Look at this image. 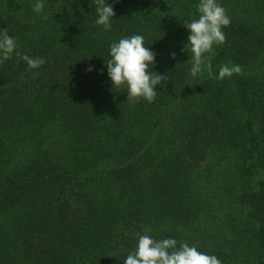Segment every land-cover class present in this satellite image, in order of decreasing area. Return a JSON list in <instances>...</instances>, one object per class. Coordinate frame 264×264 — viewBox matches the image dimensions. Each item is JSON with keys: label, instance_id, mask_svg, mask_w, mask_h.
<instances>
[{"label": "trees", "instance_id": "trees-1", "mask_svg": "<svg viewBox=\"0 0 264 264\" xmlns=\"http://www.w3.org/2000/svg\"><path fill=\"white\" fill-rule=\"evenodd\" d=\"M35 2L0 0L16 52L46 61L0 63V264H124L146 230L264 264V0H217L231 23L214 76L242 68L223 80L190 75L200 0H108L110 31L92 0ZM133 35L168 77L152 103L107 73L111 44Z\"/></svg>", "mask_w": 264, "mask_h": 264}, {"label": "clouds", "instance_id": "clouds-1", "mask_svg": "<svg viewBox=\"0 0 264 264\" xmlns=\"http://www.w3.org/2000/svg\"><path fill=\"white\" fill-rule=\"evenodd\" d=\"M92 4L95 5L98 14L95 23L102 26L103 30L110 31L111 20L115 17L113 5L109 4L108 0H92ZM197 7L199 17L184 23V27L190 33L185 50L189 49L191 53L188 61L192 65L191 77L196 78L205 71L210 78L220 80L241 74V66L229 61L220 67L218 76H214L211 63L213 49L214 46L225 43L226 36L222 29L230 25L231 19L217 0H200ZM33 10L37 14L43 12L42 0H36ZM47 18V15L43 16V19ZM14 53L17 61L26 62L29 71L38 69L46 63L43 58H32L16 52L15 38L8 34L7 29L0 30V63L12 59ZM171 55L175 58L174 52ZM110 56L111 59L106 61V68L113 89L126 87L127 101L133 104L140 99L149 103L154 102L158 94L157 85L165 82V87L168 77L167 74L161 75L153 69L150 70V66L155 65L156 53L144 46V37L133 35L112 43ZM86 71L91 72L93 68L89 67ZM38 75V72L33 73L34 78ZM147 232L148 230L146 234L138 235L137 247L128 254L124 264H221L217 256L204 254L195 246L188 243L178 245L177 240L171 238L156 240Z\"/></svg>", "mask_w": 264, "mask_h": 264}, {"label": "rangeland", "instance_id": "rangeland-1", "mask_svg": "<svg viewBox=\"0 0 264 264\" xmlns=\"http://www.w3.org/2000/svg\"><path fill=\"white\" fill-rule=\"evenodd\" d=\"M3 29H5V28H3V27L0 26V30H3Z\"/></svg>", "mask_w": 264, "mask_h": 264}]
</instances>
